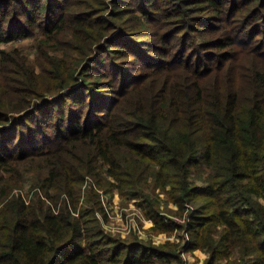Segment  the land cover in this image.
<instances>
[{"label": "trees", "instance_id": "obj_1", "mask_svg": "<svg viewBox=\"0 0 264 264\" xmlns=\"http://www.w3.org/2000/svg\"><path fill=\"white\" fill-rule=\"evenodd\" d=\"M114 191L189 242L108 233ZM194 250L264 264V0H0V264Z\"/></svg>", "mask_w": 264, "mask_h": 264}, {"label": "rangeland", "instance_id": "obj_2", "mask_svg": "<svg viewBox=\"0 0 264 264\" xmlns=\"http://www.w3.org/2000/svg\"><path fill=\"white\" fill-rule=\"evenodd\" d=\"M36 40L33 38L21 39L17 42L8 43L2 46L3 49H18L34 62L36 60L35 50ZM198 185H202L196 180ZM159 202L162 205V218L182 224L184 220L177 217V208L170 204L164 194L158 193ZM107 218L100 217L105 230L108 233L125 238H138L146 242H153L156 245L165 243H187L189 239L186 233L177 229L171 233H158L155 230L154 223L145 216V209L139 201L122 198L118 191H114L111 195H102L101 197ZM186 264H205L208 255L201 250H194L184 254ZM158 264H164L158 262ZM219 264H226L222 262Z\"/></svg>", "mask_w": 264, "mask_h": 264}]
</instances>
